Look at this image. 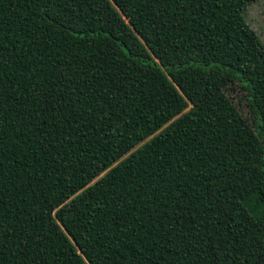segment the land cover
Returning a JSON list of instances; mask_svg holds the SVG:
<instances>
[{
    "label": "trees",
    "instance_id": "trees-1",
    "mask_svg": "<svg viewBox=\"0 0 264 264\" xmlns=\"http://www.w3.org/2000/svg\"><path fill=\"white\" fill-rule=\"evenodd\" d=\"M256 1L0 0V264H264Z\"/></svg>",
    "mask_w": 264,
    "mask_h": 264
},
{
    "label": "rangeland",
    "instance_id": "rangeland-1",
    "mask_svg": "<svg viewBox=\"0 0 264 264\" xmlns=\"http://www.w3.org/2000/svg\"><path fill=\"white\" fill-rule=\"evenodd\" d=\"M245 20L248 26L259 36L264 44V0H257L256 2L247 6L245 10ZM224 93L229 98L231 103L236 107L241 116L252 128H254L256 121L247 107L246 91L243 90L238 83H233L226 86ZM190 108L191 105H189L187 109L183 111V113L187 112ZM177 118L178 117H175L174 119ZM102 175H100V177ZM96 180L97 179H95L93 182Z\"/></svg>",
    "mask_w": 264,
    "mask_h": 264
}]
</instances>
